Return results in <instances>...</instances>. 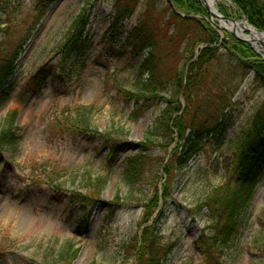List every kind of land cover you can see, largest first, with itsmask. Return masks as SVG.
<instances>
[{"label":"rangeland","instance_id":"rangeland-1","mask_svg":"<svg viewBox=\"0 0 264 264\" xmlns=\"http://www.w3.org/2000/svg\"><path fill=\"white\" fill-rule=\"evenodd\" d=\"M113 1L0 0V57L10 58L18 48L6 86L11 89L0 93V123L16 111L15 141L0 153V264H43L42 256L69 241L77 249L69 264H135L123 256V243L152 223L153 215L140 225L142 201L151 195L153 183L161 192L166 175L154 160L129 201L120 181L122 160L142 148L144 131L163 103L135 120L129 118L132 102L124 101L117 89H129L135 60L123 36L109 37ZM137 2L124 30L146 8L161 15L157 7ZM84 5L82 51H64L59 45ZM168 62L175 64L176 59ZM43 64L45 82L30 88V76ZM233 98L235 128L263 100L264 88L252 84L250 73ZM78 106L92 107L91 131L78 133L67 124ZM119 127L124 130L117 133L120 152L109 166L104 136H116L111 132ZM176 141L166 152L150 149L152 158L169 156ZM232 153L230 142L218 149L204 144L184 167L173 171L154 209H163L158 234L167 249L160 264H264L259 246L264 240V172L242 215L237 241L230 246L221 244L214 218L201 206L212 186L234 182L238 163H232ZM88 173L107 174L100 194H89L88 184L84 188Z\"/></svg>","mask_w":264,"mask_h":264},{"label":"trees","instance_id":"trees-1","mask_svg":"<svg viewBox=\"0 0 264 264\" xmlns=\"http://www.w3.org/2000/svg\"><path fill=\"white\" fill-rule=\"evenodd\" d=\"M137 1L114 0L112 3L109 37L123 36L131 46L135 60L129 89L118 86L117 90L124 101L132 102L129 113L132 120L161 103L163 106L145 129L142 148L122 160L120 181L126 187V199L131 201L135 196L136 186L154 160L166 175L162 192L172 182L173 171L184 167L204 144L218 149L230 142L232 163H238L237 176L234 182L227 180L212 186L201 204L214 218L215 232L219 234L221 244L228 247L237 241L242 215L257 179L264 172V98L245 123L234 128L232 111L237 101L233 97L250 73L252 84L264 88V59L250 44L231 33L224 31L221 36L216 25L205 19L207 13L199 0H143L147 7H157L161 15H154L146 8L138 21L124 30V23L134 13ZM226 1L230 4L226 5ZM217 7L223 15L245 18L252 26L264 31V0H221ZM86 8L84 5L68 26L59 45L64 51H82ZM199 46L202 47L199 49ZM17 52L18 48L13 50L10 58L0 57V93L11 89L6 86L14 73ZM174 59L175 64H167ZM46 73L47 67L43 64L30 76V88L38 89L45 82ZM92 110L90 106L76 107L72 113L75 117L68 119L67 124L78 133L91 131ZM15 114L12 110L0 123V153L15 141L12 124ZM114 132L116 136H104L103 148L109 166L120 152L121 140L117 133L124 130L119 127L111 133ZM174 138L177 141L169 150V156L152 158L150 149L159 147L166 152ZM107 178V174L93 176L88 173L84 188L88 184L91 187L89 194L98 195ZM161 192L153 183L151 195L142 201L140 225L152 215L153 221L142 227L139 234L132 233L123 243V256L132 257L135 264H160L167 249L160 243L158 234L163 209L154 210L160 202ZM114 198L117 200L118 190ZM162 203L166 204V196ZM215 232L211 234L212 241L216 239ZM259 246L264 251V240ZM76 253L73 243L65 242L42 256V262L69 264Z\"/></svg>","mask_w":264,"mask_h":264},{"label":"water","instance_id":"water-1","mask_svg":"<svg viewBox=\"0 0 264 264\" xmlns=\"http://www.w3.org/2000/svg\"><path fill=\"white\" fill-rule=\"evenodd\" d=\"M213 2L218 1V0H212ZM199 2L201 3V5L203 6L204 10L206 11V13L208 14V16L210 18H215L216 20H218L217 26L221 29V30H225V31H229L231 32L235 38L242 40L244 42H247L248 44H250L258 54H260L262 57H264V51L258 49L257 47V43H259L260 45H262L264 47V42L260 41V40H253V39H249L246 37V34L241 33L238 34V32L236 31V23H238L240 20H236L233 17H228L225 15H222L220 12H218L217 8L214 6V8H210V6L204 1V0H199ZM227 21L230 25H231V29L230 28H226L225 26H223L221 24V22ZM246 23L247 21L244 20ZM248 24V23H247ZM250 25V24H248ZM251 26V25H250ZM253 27V26H251ZM254 28V27H253ZM257 32L261 33L264 35V31L259 30L254 28Z\"/></svg>","mask_w":264,"mask_h":264},{"label":"bare ground","instance_id":"bare-ground-1","mask_svg":"<svg viewBox=\"0 0 264 264\" xmlns=\"http://www.w3.org/2000/svg\"><path fill=\"white\" fill-rule=\"evenodd\" d=\"M210 8H214V2L212 0H204ZM223 26L226 28H229V25H225L224 22H221ZM231 27V25H230ZM236 31L238 34L244 33V31H247L246 37L253 40H260L264 42V35L257 32L253 27L248 25L244 20H240L238 23H236Z\"/></svg>","mask_w":264,"mask_h":264}]
</instances>
